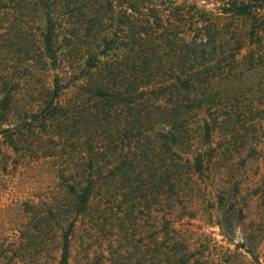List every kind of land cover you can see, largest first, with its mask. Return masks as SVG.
<instances>
[{
	"label": "trees",
	"instance_id": "16d2710c",
	"mask_svg": "<svg viewBox=\"0 0 264 264\" xmlns=\"http://www.w3.org/2000/svg\"><path fill=\"white\" fill-rule=\"evenodd\" d=\"M0 264H264V0H0Z\"/></svg>",
	"mask_w": 264,
	"mask_h": 264
},
{
	"label": "rangeland",
	"instance_id": "374dc122",
	"mask_svg": "<svg viewBox=\"0 0 264 264\" xmlns=\"http://www.w3.org/2000/svg\"><path fill=\"white\" fill-rule=\"evenodd\" d=\"M5 204H8L7 197L0 196V208H2L3 205H5ZM263 261H264V259H263Z\"/></svg>",
	"mask_w": 264,
	"mask_h": 264
}]
</instances>
